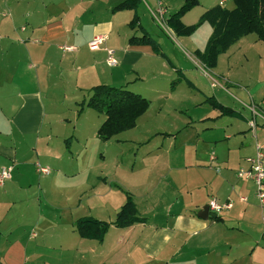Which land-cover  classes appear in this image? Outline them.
Masks as SVG:
<instances>
[{"label": "crops", "instance_id": "0c3cea01", "mask_svg": "<svg viewBox=\"0 0 264 264\" xmlns=\"http://www.w3.org/2000/svg\"><path fill=\"white\" fill-rule=\"evenodd\" d=\"M117 1L119 4L125 0ZM220 1L214 0L207 9L220 5ZM228 1L231 0H225L222 6ZM61 2L63 7L59 6L60 12L54 16L46 14L48 9L44 5L31 9L33 18L42 20H32L36 24L31 21L30 32L20 38L19 47L27 52L20 59L10 52L14 47L9 42L10 35L15 33L10 22L0 20V71L11 70L15 62V70H22L7 73V80L0 77V168L13 166L11 178L0 187V264H264V204L259 206L251 181L236 177L238 168L247 167L245 159L255 155L256 145L264 148V121L259 117H264V42L254 34L241 38L217 57L212 71H202L203 66L193 56L195 50H203L205 40L202 48L192 42L188 52L194 59V68L200 69L196 79L187 68H178L168 60L160 48L161 42L156 41L163 57L156 55L149 45L128 43L136 32L149 34V28L142 26L141 21V30L128 26L131 11L112 13L117 4L106 6L114 16L128 14V31L120 34L110 22L76 20V13L83 6L92 9L100 0ZM164 5L163 0H141L137 9L144 8L145 13L150 11L153 16L161 7L167 19L169 12ZM16 8L20 6L12 11ZM68 12L70 20H62ZM51 17L57 19L55 30L47 28ZM25 30L22 28L21 32ZM96 35L106 40L98 51H91L95 55L89 56L81 45H87ZM195 35L186 38L196 40ZM5 39L8 41L4 43ZM106 50L113 51V67L106 64ZM158 64L168 71L158 70ZM96 85L131 89L142 97L147 93L144 86L150 91L168 87V94L161 97L163 102L179 100L183 90L188 95L192 91L196 95H191L195 109L209 106L212 111L207 109V117L183 118L186 131L182 134L186 137L183 135L179 141L177 134L170 149L157 148L153 158L157 163L153 165L133 169L132 164L127 171L115 157L113 169L136 177L138 182L125 184L96 166V184L83 190L81 187L87 186V182L82 184L77 179L94 171L95 166L91 170L89 163H81L74 149L80 142L85 147L87 140L77 134L76 126L69 137L66 135L70 132L61 133L56 128L61 121L66 122V128L71 120L55 112L61 97L51 93L58 88L66 100L69 96L66 97L64 88H69L70 99L78 107ZM226 85L231 90L233 87L234 100L225 104L220 100L221 92L228 90ZM10 90L17 91L14 100L9 98ZM154 99L149 100V109L136 120L135 128L142 118H147ZM212 103L228 111L222 113ZM251 109L259 116L253 118ZM173 110L172 113L183 112L181 108ZM161 111L159 108L156 114ZM78 113L75 122L81 118ZM102 122L99 119L96 132ZM182 140V158L173 159L177 165H159L160 153L175 155ZM146 154L147 157L150 153ZM39 168L48 173H40ZM125 193L132 196L137 215L144 223L122 229L110 226L102 243L78 236L74 223L80 218L113 222L126 200ZM241 197L246 202L240 201ZM212 199L220 204L229 202L232 207L201 219L200 213ZM84 206L89 213L75 216Z\"/></svg>", "mask_w": 264, "mask_h": 264}, {"label": "rangeland", "instance_id": "374dc122", "mask_svg": "<svg viewBox=\"0 0 264 264\" xmlns=\"http://www.w3.org/2000/svg\"><path fill=\"white\" fill-rule=\"evenodd\" d=\"M163 1L165 2L164 6H165V9L167 10L166 12H169V14H173L177 12L186 2V0H163ZM213 1L214 0H196V4L181 17L180 19L181 22L185 25L196 24L198 22L200 15L204 12V10H206L210 6V4ZM108 4H111L109 6H114L118 4V1L117 0H100L99 5L94 6L92 9L89 8V6H83L84 8L82 9L84 10L81 9L82 10L81 11L79 8L80 11L76 13L77 14L76 16H78L76 17V20H79L80 22H83V23H87L92 20L99 24L101 22H110V23H113L117 27L118 32L120 34H122L125 31H128L127 30L128 27L125 21L128 14L125 12V13H119L118 15L114 16L113 14L107 11L106 6H108ZM37 5L46 6L48 9L46 14L48 16H54L56 14L58 15V13L60 12L59 6L63 7V3L61 2V0H0V20H4V22L6 23L9 21L11 30L15 32L14 34L10 35L11 39L9 40V42L14 43V47L10 50V52L18 59H20L21 55L26 52V50L19 47L20 44L18 43H19L20 38L24 37V35L30 32L31 30L30 24L32 20L34 22H36L35 19L37 21L42 20V18H39V17L33 18L34 15L31 12V9H33ZM231 5H233V2L228 1L227 4H225V7L231 8ZM17 6H20V8H16V10L13 12L12 8L17 7ZM143 9L141 8L136 9V15L139 18V22L141 21L142 26L149 28L148 29L149 36L154 42L156 41L158 43L161 42L159 43L160 48L162 49V51L165 52L166 56L168 57V60L171 63H173L178 68H181V66H183V68H187L189 71H191V74H193L192 76H194L196 79H199V76L196 73V71H200V69L202 71H212L209 69H205L204 67H201V66L199 70H196L194 68L196 67V65L193 62L194 59H192L191 57L192 54L188 52L192 42L196 43L195 45L196 47L202 48L203 40H205L206 42V40H208L207 38L210 37L211 29L206 23H203L194 32V34H196L195 35L196 40L194 39L191 40L186 37L185 38L175 37L174 35H173L174 36V39H173L172 38L173 36H171L168 32L170 30L166 27V24H165L166 18L164 16L163 18H160L156 15L157 19L153 18L155 20L154 21L151 19V17L153 16H151L150 11H146L145 13V9L144 11ZM131 14L132 15L129 17V21L132 20V16L134 15L133 11H131ZM13 15H14V18H13ZM62 20H70L69 12L64 18H62ZM56 22H57V19H54L53 17H51L50 20H47V23H46L48 26L47 28L50 30H55L57 26ZM35 24L36 23H34V25ZM22 28L26 29L25 32H21ZM134 35L140 36L141 33L136 32ZM6 41H8V39H5L3 42L5 43ZM163 41L165 44H162ZM81 50L89 56L95 55L88 49L87 45H81ZM66 52L67 51H64V53ZM99 60H102V59L99 58ZM103 63L105 65V61ZM16 64L17 62H15L14 66L9 71H0V77L2 80H7V78H9V75L7 73H11L13 71H22L21 69L15 70L17 66ZM0 68H1V61H0ZM105 69H108V68L105 67ZM157 69L158 70L160 69V71H168L167 69L159 68V64H158ZM210 74L212 75V72H210ZM167 76L169 77L170 75L167 74ZM15 85H17V83H15ZM226 87L228 88V90L221 92L220 101H222L223 103L225 102L231 103L234 100L232 98L234 94V90H233V87H232L233 91L230 89L231 88L230 85H226ZM12 88L13 87L10 86V89ZM64 89L66 92V97L69 96L66 100L63 99V95H62L63 91L58 92L59 91L58 88H56L51 94L54 96H58V93L60 94L61 99L59 100L60 102L59 108L57 107L55 112H57V114L60 113L62 114L63 117H66L69 120H71V123L69 126L67 127L65 126L66 128H64V125L66 124V122L64 121L60 122L62 124H56L55 126L56 128L59 129L61 133L64 132L65 134H67L68 132H70L68 133V135H66V137H69L71 135V130L73 131L74 126H76L78 128L77 134L78 135L81 134V136L84 139H86L87 142H86L85 147L83 146L84 142H80L75 147L74 149L75 157H78L79 161H81V163L83 164L89 163L91 165V170H92V165L95 166L94 171H90L89 173L80 175L79 178L77 179L82 184H85L87 182V186L81 187L83 190H84V187H88V185L90 184L91 185L96 184V181H95L96 174L97 172H99L98 167L100 168V170L105 169L106 171H108V173L104 172L106 175L114 174V177L117 180L122 179L125 184L132 185L133 182H138V179L136 177L131 178L129 177L128 174L126 173L123 174L113 169L112 165L114 164L113 160L115 157L117 158V160H121L122 164L126 166L127 171H130L129 167L132 166V164L134 166L133 169H137L139 168L140 165L143 166L144 164L153 165L154 162L157 163V161L153 159L155 155L157 154V148L161 147L162 150L166 151L170 149L171 144H172V143L170 144V142L173 141L172 138L175 137L177 134H180L178 138L179 141L181 138L183 139V135L186 137L185 133L182 134V132L186 131V128H184L185 124L182 122L183 118L184 119L185 117L188 118V116L191 118H194V117H200L203 115L207 117L206 114H209L207 109H209V111H212L209 108V106H207V108L205 106V108L203 107V108L195 109L197 107L196 104L193 103L195 98L191 96V95L194 96L195 93L192 91H190L191 95H188L187 92L183 90L179 93V100L174 99L171 102H163V99L161 100V97L166 96L168 94L167 93L168 87H165V88L159 87V90L157 91H150V88L148 86H144V89H146V92H147L146 93L147 96L144 95L145 97L144 96L143 97L150 101H151V98H155L153 101V105L148 112L147 118H144V119L142 118V120L137 124V127L136 128L134 127L135 129L127 130L125 132H122V134H119L114 139H111V140L109 139L105 142H102L101 140L96 138V126H98L97 124L99 122V119L102 122L105 119V117L101 114L96 113L95 111L89 108L83 107L82 112H84V114L82 112H79L78 115H81L80 116L81 118L80 120H78V122H75L76 112L79 111L80 107L79 106L77 107L75 102L72 99H70V97H72L70 93V89L69 88H64ZM126 90L131 91V89L130 90L126 89ZM216 90L218 91V89ZM133 93L139 94L140 92L133 91ZM16 94H17V91H14V90L8 91V95L11 100H14V96ZM179 104H180V107H179ZM159 108H162V111L159 112V115H157L156 112L157 110H159ZM173 108H175L176 110H180L181 108L183 112L181 113L177 111L176 113H172V111H174ZM147 110L145 111V113L147 112ZM243 112H246V110H244ZM147 142H149V144H147ZM183 143L184 141L182 140L180 143H178V147H176L175 150L174 148L169 150L170 152H173V150L176 151L174 152L175 155H171L169 152L164 155V152H161L160 156H158V164L172 166V164L175 163L173 160L174 157L177 159L178 158L181 159L182 157L180 153L184 149L183 147H181V144ZM175 144H177V142H175ZM146 153H150V154H148V156L146 157L144 156V155H147ZM135 155L137 156V158L134 157ZM101 156H103L104 158H100ZM142 156L147 159L142 160L141 159ZM166 160H169V162L166 163ZM175 165L177 164L175 163L174 166ZM145 168L147 171L149 170V167L145 166ZM148 175H152V174H148ZM142 176L145 177L146 174H144L143 172ZM166 180L169 181V179H166ZM87 193L89 194L88 191ZM88 213L89 211L87 207L84 206L83 208H79V210L76 211L74 214H76L75 216L79 217V216L86 215ZM109 217H110V214H109ZM52 255H56V254H52Z\"/></svg>", "mask_w": 264, "mask_h": 264}, {"label": "trees", "instance_id": "16d2710c", "mask_svg": "<svg viewBox=\"0 0 264 264\" xmlns=\"http://www.w3.org/2000/svg\"><path fill=\"white\" fill-rule=\"evenodd\" d=\"M231 1L234 5L232 9L215 5L206 9L194 25H185L180 19L196 4V0H186L177 12L169 14L166 19V27L175 37H189L203 23L209 25L212 32L203 50L193 52L194 58L205 69H214L217 64V57L247 35L254 34L259 41L264 42V0ZM140 3L141 0H125L113 7L111 12L133 11L134 15L128 26L131 29L138 28L141 30L139 18L136 15V9ZM142 32L141 36H132L128 43L131 45H149L156 55L163 57L157 43L145 31ZM149 105L150 101L139 94L124 88L106 85L92 87L90 96L78 103L79 112H82L83 107H86L105 117L96 132V137L102 142L133 129L137 118L145 113ZM212 105L213 108L220 110L222 113L228 111V109L217 103H212ZM125 196L124 204L111 223L102 222L91 217L76 220L74 228L78 236L81 239L95 240L102 243L110 226L122 229L134 223H144L145 220L137 215L131 196L128 193H125Z\"/></svg>", "mask_w": 264, "mask_h": 264}, {"label": "built area", "instance_id": "2783aa9c", "mask_svg": "<svg viewBox=\"0 0 264 264\" xmlns=\"http://www.w3.org/2000/svg\"><path fill=\"white\" fill-rule=\"evenodd\" d=\"M225 0L220 1V5L224 3ZM165 12L163 8L159 7L156 12L153 13V16L156 18L157 16L163 18ZM157 15V16H156ZM157 19V18H156ZM106 38L101 35L94 36L87 44L90 51H98L102 45L104 44ZM66 50H70L71 48H65ZM106 64L110 67L116 65V60L113 56V51L106 50ZM253 113V117H258L259 115L256 113L254 109H251ZM260 119L264 121V117L259 116ZM254 119L251 121V127H254ZM245 163L247 167H240L236 171V177L241 180L251 181L254 184V196L258 201L259 206L264 204V148L256 145V152L253 157H248L245 159ZM40 173L47 174L48 171L44 168L38 169ZM13 166H6L0 168V187H2L12 175ZM242 202H246V198L241 197L239 199ZM232 207L231 203H218L216 200H211L208 203L209 212L212 214H219L221 211L230 209ZM262 226L264 231V218L262 219Z\"/></svg>", "mask_w": 264, "mask_h": 264}, {"label": "water", "instance_id": "95a60500", "mask_svg": "<svg viewBox=\"0 0 264 264\" xmlns=\"http://www.w3.org/2000/svg\"><path fill=\"white\" fill-rule=\"evenodd\" d=\"M209 215H211L212 217L215 216V215H213V214H209V209H208V207H205V208L203 209V211L200 213L199 217H200L201 219H207V218L209 217Z\"/></svg>", "mask_w": 264, "mask_h": 264}]
</instances>
